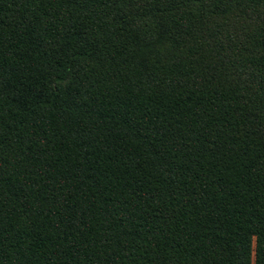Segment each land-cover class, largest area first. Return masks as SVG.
I'll return each instance as SVG.
<instances>
[{
  "label": "trees",
  "instance_id": "obj_1",
  "mask_svg": "<svg viewBox=\"0 0 264 264\" xmlns=\"http://www.w3.org/2000/svg\"><path fill=\"white\" fill-rule=\"evenodd\" d=\"M0 264H264V0H0Z\"/></svg>",
  "mask_w": 264,
  "mask_h": 264
}]
</instances>
